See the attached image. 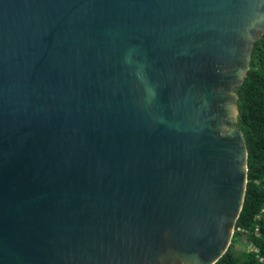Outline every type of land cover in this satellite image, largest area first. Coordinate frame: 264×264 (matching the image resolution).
<instances>
[{"label": "water", "instance_id": "obj_1", "mask_svg": "<svg viewBox=\"0 0 264 264\" xmlns=\"http://www.w3.org/2000/svg\"><path fill=\"white\" fill-rule=\"evenodd\" d=\"M263 32L264 0H0V264L221 257Z\"/></svg>", "mask_w": 264, "mask_h": 264}, {"label": "trees", "instance_id": "obj_2", "mask_svg": "<svg viewBox=\"0 0 264 264\" xmlns=\"http://www.w3.org/2000/svg\"><path fill=\"white\" fill-rule=\"evenodd\" d=\"M237 110L247 151L245 194L229 245L213 264H264V32L237 87Z\"/></svg>", "mask_w": 264, "mask_h": 264}, {"label": "rangeland", "instance_id": "obj_3", "mask_svg": "<svg viewBox=\"0 0 264 264\" xmlns=\"http://www.w3.org/2000/svg\"><path fill=\"white\" fill-rule=\"evenodd\" d=\"M243 242H244L243 240L240 241V244H243ZM247 248H248V249H252L251 246H248Z\"/></svg>", "mask_w": 264, "mask_h": 264}, {"label": "clouds", "instance_id": "obj_4", "mask_svg": "<svg viewBox=\"0 0 264 264\" xmlns=\"http://www.w3.org/2000/svg\"><path fill=\"white\" fill-rule=\"evenodd\" d=\"M253 250H255V249H253ZM258 260L260 261L261 260V257H258Z\"/></svg>", "mask_w": 264, "mask_h": 264}]
</instances>
